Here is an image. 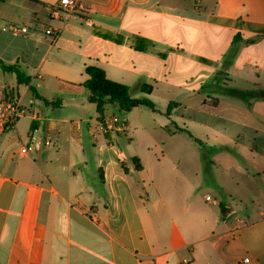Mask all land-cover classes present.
I'll return each mask as SVG.
<instances>
[{"label": "crops", "instance_id": "1", "mask_svg": "<svg viewBox=\"0 0 264 264\" xmlns=\"http://www.w3.org/2000/svg\"><path fill=\"white\" fill-rule=\"evenodd\" d=\"M58 1L0 4V60L35 73L28 85L10 73L0 86L27 110L0 139V264H264V0H80L85 10L65 20L49 14ZM41 17L59 32L54 43ZM12 24L30 32L12 35ZM87 66L131 97L152 86L156 111L138 115L164 140L182 137V171L162 148L151 158L157 141L136 122L139 108L96 112ZM113 116L121 123L104 133ZM190 126L214 136L180 131ZM135 133L138 144L121 142ZM192 150L203 172L223 166L246 195L224 204L203 195ZM165 161L170 169L157 167ZM162 177L174 184L161 191Z\"/></svg>", "mask_w": 264, "mask_h": 264}, {"label": "rangeland", "instance_id": "2", "mask_svg": "<svg viewBox=\"0 0 264 264\" xmlns=\"http://www.w3.org/2000/svg\"><path fill=\"white\" fill-rule=\"evenodd\" d=\"M27 6V5H26ZM41 21L43 23V28H45L46 26L49 25L48 20L46 18H42L41 17ZM72 51L73 48H71ZM55 52L53 54H51L49 56L48 61L49 62H55V58L54 55ZM21 71H25L24 73L27 75L28 72H26V70L23 68L21 69ZM2 75L5 76V79H2ZM29 76H31V78L34 79V72H30V74H28ZM12 74L10 73H5L3 74L0 71V86L2 85L3 81H5L6 83L9 84L10 82V78H11ZM59 79H64L63 76L61 74H59L57 76ZM225 90H223L226 93V89H228L227 87H224ZM227 94V93H226ZM142 96V94H141ZM140 97V96H138ZM155 99H157V101H160L161 96H159L158 94H154ZM153 97V99H154ZM137 98V97H134ZM148 98L150 99V95L148 96ZM151 100V99H150ZM152 101V100H151ZM153 102V101H152ZM155 105V104H154ZM114 111V110H113ZM112 109L108 106H105L103 112L107 115L111 114ZM140 112H145L146 114H150L149 110L145 109V108H139L138 110L133 111V115L136 118V122H139V119H141L142 121H144L147 125V127L149 128V137L152 141H157L155 146L151 145L149 147H151L152 152L155 154L154 157L151 156V158H159V148H162L165 152V155L168 157V159L171 161V163H174L177 165V163H181L179 167H181V171H182V162H178L179 159H182L183 156V146L182 144L179 142L180 138L182 137H166L164 140V136L162 133H159V131L154 127V124L149 120V118H142V115L139 116L138 114H140ZM139 116V118H138ZM149 116V115H148ZM188 130L190 131L189 134L190 136H192L195 139H200L201 137H209L212 138L214 135L210 132H206L205 130H202L198 127L195 126H190L188 128ZM137 133H135L134 135L129 134L127 137L122 136L121 137V142L123 144L128 143V139L130 138L132 141H134L135 144H138V139L136 136ZM188 138V137H187ZM160 139H163L165 141V145L160 146ZM167 139V140H166ZM146 140H149V138L147 137ZM194 144V141H192ZM148 144H151V142H148ZM159 144V145H158ZM194 146V145H193ZM192 154H191V166H192V170H195V172L197 173V180H198V185L202 188V194L203 195H209L211 198H213L214 200L220 201V203L224 204L227 202H232L233 200H237L238 196H243L246 195L245 192L242 191L241 188H236L234 186V183H232V179L230 176V173H227L226 171L224 172V167L222 166L221 168H219L218 166H213L211 171H209L208 173L203 172L202 171V164L203 161L200 159V157L197 154V151L192 150ZM221 158H223V165L227 164V160L230 159V156H226L225 154L223 155H219ZM160 167V169H170V165L168 164L167 161L163 162L161 164V166H157ZM174 182L171 179H166L164 177H162V179L160 180V187H169L170 185H173ZM234 188L238 191V193L234 190ZM244 190V189H243ZM161 191H162V187H161ZM235 192L237 193L236 195ZM244 193V194H243ZM247 193V192H246ZM161 229L166 231L168 236H173L172 234V225L168 220H161ZM164 235V234H163ZM185 236L184 238L186 239V241L188 242V237L187 235H183ZM164 239V238H163ZM188 247H195L194 245L190 244L188 245Z\"/></svg>", "mask_w": 264, "mask_h": 264}, {"label": "trees", "instance_id": "3", "mask_svg": "<svg viewBox=\"0 0 264 264\" xmlns=\"http://www.w3.org/2000/svg\"><path fill=\"white\" fill-rule=\"evenodd\" d=\"M3 1L4 0H0V4ZM0 69L4 73H13L18 85H28L30 83V77L20 70V67L17 63L9 65L0 60ZM84 73L87 76V79L82 85L88 91L89 102L95 106L96 112L99 115L103 113V109L108 105L115 107L116 114L120 117H124L131 110L137 108H145L152 112L156 111L154 103L148 98L152 92L151 85L142 84L139 88L142 96L134 98L130 96L128 86L108 79L104 70L101 68L97 66H87L84 69ZM30 91L36 98L41 99L32 87H30ZM245 93L246 92L230 90V94L239 97L245 95ZM261 95H264V92H261ZM174 107L175 104H170L165 114L169 115ZM180 131H183L188 136H190L189 132L185 130ZM131 161L137 163L139 160L137 158H132ZM135 168L136 170H140L141 166L137 164Z\"/></svg>", "mask_w": 264, "mask_h": 264}, {"label": "built area", "instance_id": "4", "mask_svg": "<svg viewBox=\"0 0 264 264\" xmlns=\"http://www.w3.org/2000/svg\"><path fill=\"white\" fill-rule=\"evenodd\" d=\"M85 9L80 0H59L58 3L49 8V14L52 18L65 20L72 16L76 12H83ZM7 30L15 36L27 35L30 32V28L24 25H9ZM43 36L48 37L52 43H54L59 35V32L51 27H46L42 29ZM39 41V38L36 39ZM27 113L25 107L17 100L16 97H6L0 95V139L4 136L6 132L11 130L15 123ZM120 120L113 116L109 119H105L101 127L104 133L115 131L117 125L120 124ZM34 140V136H31V141ZM46 146L51 144L50 140L45 141ZM32 150V145L26 147L24 152H30ZM207 201L210 200L209 197L205 198ZM248 258H244L242 263L247 264Z\"/></svg>", "mask_w": 264, "mask_h": 264}]
</instances>
